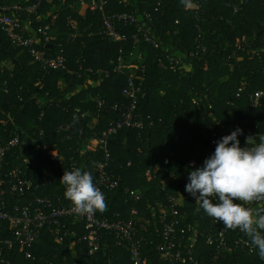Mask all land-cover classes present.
<instances>
[{
	"label": "trees",
	"instance_id": "16d2710c",
	"mask_svg": "<svg viewBox=\"0 0 264 264\" xmlns=\"http://www.w3.org/2000/svg\"><path fill=\"white\" fill-rule=\"evenodd\" d=\"M18 1L29 6L37 0H0V5ZM109 1L108 14H135L139 19L147 14L150 19L118 25L115 42L104 32L102 14L78 9L80 0L43 3L35 15L22 13L20 19L30 24L31 31L55 23L56 33L42 50L65 56L66 70H44L0 27V147L17 136L21 140L6 155L3 179L6 187L18 177L35 185L24 196H9V209L38 198L71 205L60 179L64 171L73 170L72 158L78 163L75 169L91 172L95 179L105 149L101 144L93 152L83 149L92 139L104 140L108 128L130 108L131 101L123 95L130 75L138 86L142 83L137 116L144 126L124 128L109 137L108 172L118 185L104 191L108 207L99 212L102 218L129 220L136 208L141 221H153L158 204H166L169 195L188 183V165L196 161L200 167L208 158L214 134L221 139L242 126L241 147L252 146L264 135V102L259 109L250 104L251 94L264 91V0H191V7L181 0ZM173 56L184 63L173 68ZM120 62L138 68L120 74L116 72ZM244 84L247 88L239 99ZM55 151L66 162L43 181ZM15 171L21 174L16 177ZM170 179L174 182L168 185ZM127 191L139 193L140 200ZM256 207L254 213L264 214V200ZM196 208H191L190 219L202 223L201 252L210 257L215 248L206 237L221 226ZM64 223L63 243L49 230L42 231L29 249L34 261L26 258V248L6 245L13 233L8 222L0 221V264H75V260L133 264L127 248L116 246L110 237L109 246L89 256L87 246L81 245L82 249L79 243L87 232L84 225ZM152 230L143 253L149 263L158 264L157 246L163 241L159 222H153ZM231 232V242L247 240L238 229ZM223 264H264V260L238 248Z\"/></svg>",
	"mask_w": 264,
	"mask_h": 264
},
{
	"label": "built area",
	"instance_id": "2783aa9c",
	"mask_svg": "<svg viewBox=\"0 0 264 264\" xmlns=\"http://www.w3.org/2000/svg\"><path fill=\"white\" fill-rule=\"evenodd\" d=\"M56 1L61 2L63 0H37L36 3L29 6H24L21 1L5 6L0 5V27L7 33L12 44L16 48L27 50L33 60L40 64L44 70L52 71L66 70L67 63L65 56L61 54L50 56L46 50H42L45 46L47 48L56 33L53 29L55 23L40 27L38 31H31L30 24L20 18L23 15L22 13L35 15L43 3ZM109 6V0H80L81 9L102 14L104 32L115 42L119 39L118 25L136 24L144 22L145 19H150V16L147 14L140 19L135 14H108ZM146 41L148 43L152 42L149 37H146ZM155 46L158 47L157 44ZM170 63L174 68L184 62L180 57L173 56L170 58ZM137 68V66H126L123 62H120L118 67H116V72L124 74L126 70ZM141 87L142 83L138 86L134 75H130L128 86L123 90V95L131 101L130 108L120 121L108 128L104 134V140L97 142L92 139L83 149V151L93 152L99 144L103 145L105 149V159L99 162L95 168L97 176L94 179L96 187L104 194L105 190H112L118 185V182L114 181L108 172L111 161V154L108 151L109 137L116 135L124 128L141 129L144 126L143 121L137 116ZM246 88V84L240 87L237 98H241ZM263 102L264 91H257L251 94L250 104L253 109L263 107ZM246 124L250 125L251 123L246 122ZM237 128L242 129L243 127L238 126ZM219 140V135L217 133L214 134L210 142V150L207 153V157L212 154ZM20 144L21 140L17 136L6 145L0 147V221L10 224L13 239L6 241V245L9 247L17 245L27 250L32 249L44 230H49L59 243H63L64 237L62 234L67 228L64 221L73 220L75 223H82L87 231L83 237H79V243L80 246H87L88 255L91 257L98 254L105 245L109 246L107 239L110 237L116 246L127 248L133 264H153L148 262L143 253V244L147 242L149 236L153 235V222H159V225L162 227L163 241L157 246V254L159 255L158 264H223L227 255L232 254L235 249L241 248L250 253L255 252L250 243L246 242V239L231 242V238L233 237L232 230H224L223 225L217 224L215 221L216 225L221 226L219 231L211 233L206 237L207 243L215 248V252L210 257L204 256L201 252L200 238L202 223L194 222L190 219L191 208H196L199 204L185 191V187L179 189L177 194L169 195L166 204H158L157 212H154L153 221H141L140 211L136 208L132 209V217L129 220L112 221L100 217L99 212L93 215H75L71 211V205L57 204L50 198H38L34 203L29 205L23 207L14 206L12 209H9V196L14 194L24 196L35 187L34 183L28 178H19L18 175L21 173L17 171L13 172V174L18 179L11 182L9 187H6V182L3 179L6 155L11 148L20 146ZM51 157L54 159V163L52 168H48L43 181H49L53 169H58L66 162L65 156L59 154L57 151L52 152ZM71 162H73L71 169L74 170L78 166V163L74 158L71 159ZM197 167L199 165L196 161H192L188 165L189 170H195ZM173 182V179L166 181L168 185L173 184ZM127 194L137 201L140 200V194L135 191H127ZM258 203L259 201H253L245 206L253 211L257 209L256 205ZM81 247L82 249L84 248V246ZM26 258L36 260L30 250L26 253ZM75 264H79V262L75 260Z\"/></svg>",
	"mask_w": 264,
	"mask_h": 264
},
{
	"label": "clouds",
	"instance_id": "9594fccd",
	"mask_svg": "<svg viewBox=\"0 0 264 264\" xmlns=\"http://www.w3.org/2000/svg\"><path fill=\"white\" fill-rule=\"evenodd\" d=\"M181 3L191 7V0ZM242 134L243 130L237 128L223 136L203 165L189 170L185 191L224 230L238 229L259 259L264 260V214L245 206L264 200V135L252 146L241 147L238 137ZM60 183L73 214L107 211L106 196L96 187L91 172L64 171Z\"/></svg>",
	"mask_w": 264,
	"mask_h": 264
},
{
	"label": "rangeland",
	"instance_id": "374dc122",
	"mask_svg": "<svg viewBox=\"0 0 264 264\" xmlns=\"http://www.w3.org/2000/svg\"><path fill=\"white\" fill-rule=\"evenodd\" d=\"M84 9H85V7H83ZM78 9H80L81 10V7H80V5L78 6Z\"/></svg>",
	"mask_w": 264,
	"mask_h": 264
}]
</instances>
